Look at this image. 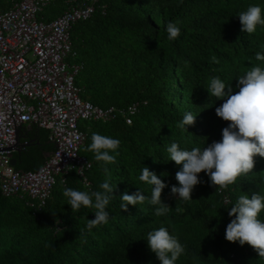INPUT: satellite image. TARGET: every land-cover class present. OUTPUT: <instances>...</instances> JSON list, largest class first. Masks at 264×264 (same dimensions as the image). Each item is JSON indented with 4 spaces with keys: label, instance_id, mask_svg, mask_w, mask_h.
Returning <instances> with one entry per match:
<instances>
[{
    "label": "trees",
    "instance_id": "16d2710c",
    "mask_svg": "<svg viewBox=\"0 0 264 264\" xmlns=\"http://www.w3.org/2000/svg\"><path fill=\"white\" fill-rule=\"evenodd\" d=\"M19 1L0 0V10ZM94 5L88 19L72 26L67 60L80 65L75 85L81 98L113 110L108 118L80 119L79 127L87 133L81 154L93 164L85 177L70 167L41 208L27 193L4 195L0 182V264H161L147 241L148 233L160 227L185 248L175 264H264L253 247L225 238L234 219L229 211L238 198L264 195V158L257 156L254 170L226 189H216L201 172L193 199L183 200L171 192L179 186L176 173L182 164L168 160L167 151L172 143L191 150L222 139L229 122L217 116L216 108L224 101L212 97L207 86L220 77L238 91V77L264 65L255 59L256 53L264 54V27L242 32L239 18L249 6L264 8V0H99ZM66 8V0H54L38 18L53 20ZM169 22L180 28L173 40L166 31ZM188 113L196 116L195 124L178 127ZM35 126L38 139L14 151L19 170L38 169L48 158L45 152L55 146L50 131ZM22 130L31 133L26 125ZM94 133L120 141L114 163L97 161L88 150ZM105 167L115 196L106 208L108 222L89 230L94 209L82 206L74 213L63 191H103ZM144 167L166 184L161 195L171 206L166 216L155 215L159 205L150 202L154 186L139 180ZM139 188L145 202L122 209L120 196Z\"/></svg>",
    "mask_w": 264,
    "mask_h": 264
},
{
    "label": "built area",
    "instance_id": "2783aa9c",
    "mask_svg": "<svg viewBox=\"0 0 264 264\" xmlns=\"http://www.w3.org/2000/svg\"><path fill=\"white\" fill-rule=\"evenodd\" d=\"M52 1L20 0L0 10L1 189L6 196L27 193L41 202L39 208L51 197L58 174L77 165L84 175L92 166L81 154L87 134L79 127L80 119L108 118L113 110L81 98L75 85L80 65L67 60L73 24L88 19L99 0H66L62 14L50 21L39 19ZM29 123L52 130L54 151L38 169L19 170L12 162L17 131Z\"/></svg>",
    "mask_w": 264,
    "mask_h": 264
},
{
    "label": "clouds",
    "instance_id": "9594fccd",
    "mask_svg": "<svg viewBox=\"0 0 264 264\" xmlns=\"http://www.w3.org/2000/svg\"><path fill=\"white\" fill-rule=\"evenodd\" d=\"M239 18L242 32L253 34L258 26L264 27V8L259 5L249 6L246 11L239 14ZM166 31L170 40L177 38L180 34V28L172 22L168 23ZM255 59L264 62V54L256 53ZM212 60L219 62L216 57H212ZM237 87L239 90L234 92L232 85L226 86L220 77L211 78L207 86L212 97L224 101L216 108L217 116L229 122L228 126L222 129L221 140L213 141L203 149L194 147L191 150H182L177 143H172L168 147V160L178 165L182 164V169L176 173L179 186L174 185L171 188V192L178 194L179 199H193L192 192L201 182L199 177L201 172H205L210 177L211 184L216 189H226L240 176L254 170L257 156L264 158V65H254L246 71V74L238 77ZM195 121L196 116L188 113L178 127L183 129L185 126L195 124ZM91 140L88 150L95 153L97 161H103L105 164L116 161L120 147L118 139L94 133ZM110 152H114L115 155H110ZM71 168H76L78 171L77 165ZM104 172L107 178L100 184L103 191L89 193L72 188H65L63 191L67 204L71 206L74 213L78 212L82 206L94 209L95 218L89 219L87 224L89 230L108 222L109 212L106 208L115 196L113 193L116 186L111 185L110 173L106 167ZM82 176L85 177V174ZM139 180L154 186L150 202L153 205H159L155 215L166 216L171 206L161 201L162 191L166 187L165 182L148 167L142 169ZM120 197L125 202L122 204L124 210H127L129 204L144 203L147 198L142 189L134 194L125 192ZM35 205L34 202L32 206L36 207ZM262 212H264V195L259 193H254L250 197L241 195L234 207L230 208L229 216L234 219L227 224L225 238L230 242L238 241L240 245H250L258 252L259 257L264 258V219L260 218ZM147 241L161 264H175L185 251L180 241L165 227L149 232Z\"/></svg>",
    "mask_w": 264,
    "mask_h": 264
},
{
    "label": "crops",
    "instance_id": "0c3cea01",
    "mask_svg": "<svg viewBox=\"0 0 264 264\" xmlns=\"http://www.w3.org/2000/svg\"><path fill=\"white\" fill-rule=\"evenodd\" d=\"M24 125H26L29 128V130H31V133L29 135L23 134V130L22 129H23ZM24 125H22L20 127V129H21L20 130L21 142H23L24 140L25 141L23 143H28V142H30L32 140H33L32 142L36 141L38 139L39 133H38V130L36 129L35 124H30L29 123V124H24ZM48 130L50 131V135H51L52 130L51 129H48ZM53 149L54 148H52L51 150L45 152L46 157H48L51 154Z\"/></svg>",
    "mask_w": 264,
    "mask_h": 264
},
{
    "label": "water",
    "instance_id": "95a60500",
    "mask_svg": "<svg viewBox=\"0 0 264 264\" xmlns=\"http://www.w3.org/2000/svg\"><path fill=\"white\" fill-rule=\"evenodd\" d=\"M20 130L21 129L18 128V131H17V144H16V147H15V150H20L23 146H25L26 144H29V143H31L33 141L32 140V141H30L28 143L21 142ZM12 162H13V164H16L17 159L15 157H13Z\"/></svg>",
    "mask_w": 264,
    "mask_h": 264
},
{
    "label": "rangeland",
    "instance_id": "374dc122",
    "mask_svg": "<svg viewBox=\"0 0 264 264\" xmlns=\"http://www.w3.org/2000/svg\"><path fill=\"white\" fill-rule=\"evenodd\" d=\"M62 175H63L62 173H61V174H58V175H57V178H59V177L62 176Z\"/></svg>",
    "mask_w": 264,
    "mask_h": 264
}]
</instances>
